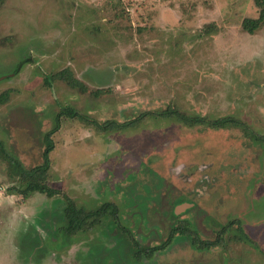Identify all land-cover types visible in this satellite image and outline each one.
<instances>
[{
	"label": "rangeland",
	"instance_id": "374dc122",
	"mask_svg": "<svg viewBox=\"0 0 264 264\" xmlns=\"http://www.w3.org/2000/svg\"><path fill=\"white\" fill-rule=\"evenodd\" d=\"M258 16L254 0H0V264H264V25L243 28ZM63 70L88 91L45 85ZM167 109L246 128L150 115ZM58 120L59 194L25 198L21 170L44 163ZM67 197L115 204L120 226L68 237ZM182 226L222 243L177 234L136 257L130 234L152 248Z\"/></svg>",
	"mask_w": 264,
	"mask_h": 264
},
{
	"label": "trees",
	"instance_id": "16d2710c",
	"mask_svg": "<svg viewBox=\"0 0 264 264\" xmlns=\"http://www.w3.org/2000/svg\"><path fill=\"white\" fill-rule=\"evenodd\" d=\"M255 5L259 9V16L256 19L248 18L243 22V28L246 32L251 35H254L259 29H261L264 25V0H254ZM54 81H63L67 83L73 89L80 90L81 92H87L88 88L85 86L83 82H81L78 78L74 76V74L70 70H63L53 76H49L45 78V85L51 86ZM101 91H97L95 93L96 96H99ZM10 92H4L0 95V107L9 102ZM65 115L70 118L80 117V115L74 110L66 111ZM155 118H177L178 120L189 124V125H206L213 129H221L228 125H233L236 127H244L245 124L238 119L233 117L222 118L218 120H209L206 117H190L184 113H181L178 110L167 109L157 114H150ZM82 117V116H81ZM57 126L53 130L46 135V149L44 151V163L38 167H35L31 170H21L22 173V184L25 188L19 191V194L23 195L25 198L30 197L34 193L45 194L48 197H54L59 194L58 191L47 185V175L51 168V160L50 154L54 150V142L52 140V135L59 130L60 121L58 120ZM96 126L101 129H107L106 124H96ZM254 138L257 141L264 140V137L254 135ZM3 144L0 143V149H2ZM64 215L66 219V225L62 228V231L68 237H74L81 233H89L93 232L98 226H100L103 222V219L107 215H111L118 226H120L119 220V208L113 203H106L99 207L96 210H86L84 208H79L75 202L66 198V207L64 209ZM237 224L239 231H243L241 228V224L239 221L234 222ZM127 232V230L124 229ZM130 234V233H129ZM187 235L191 240L192 245L198 250L201 249H210L211 247H216L217 244L222 243V237L218 238L215 242H208L200 240L196 231H190L188 228L177 227L172 230L170 233L168 240L162 246H156L152 248H143L138 244L131 236V240L134 243V247L136 248V257L141 258H150L154 256L155 253L164 250L167 246L171 244L176 235Z\"/></svg>",
	"mask_w": 264,
	"mask_h": 264
},
{
	"label": "water",
	"instance_id": "95a60500",
	"mask_svg": "<svg viewBox=\"0 0 264 264\" xmlns=\"http://www.w3.org/2000/svg\"><path fill=\"white\" fill-rule=\"evenodd\" d=\"M187 205H185V207H186ZM188 207V206H187Z\"/></svg>",
	"mask_w": 264,
	"mask_h": 264
}]
</instances>
